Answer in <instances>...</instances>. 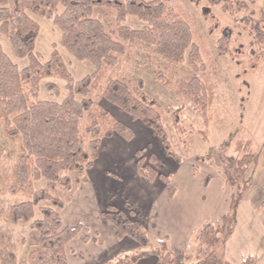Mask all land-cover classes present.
I'll list each match as a JSON object with an SVG mask.
<instances>
[{"label":"trees","instance_id":"trees-1","mask_svg":"<svg viewBox=\"0 0 264 264\" xmlns=\"http://www.w3.org/2000/svg\"><path fill=\"white\" fill-rule=\"evenodd\" d=\"M165 1L169 0H0V34L8 39L15 58L28 60V66L19 69L0 45V125L6 138L18 143L6 191L23 198L7 211L0 210V216L12 225L29 223L31 230L25 259L19 260L16 253L0 245V264H67V247L86 228L82 223L73 227L63 225L60 211L70 199L56 196L55 191L60 188L74 194L81 184L88 183L86 172L94 166L103 139L117 135L130 142L134 138L132 129L95 106V94L152 131L166 156L180 163V158L172 152L158 101L145 93L136 95L130 80L107 76L128 56L131 47L141 44L154 56L171 64L187 62L194 76L177 85V94L195 106L196 114L208 126L214 95L210 85L198 76L205 72L202 55L194 43L190 24ZM187 1L195 7L203 2ZM204 1L201 12L209 21L208 33L213 36L217 54L228 56L243 70V75L259 71L264 75V11L254 8L259 0ZM214 7L230 15L235 24L242 25L251 38L246 62L242 59L243 46L234 45L233 29L217 21ZM98 9L115 14L112 29L96 17ZM32 15L51 21L61 33L59 45L75 60L89 62L95 71L75 81L55 45L49 61L42 64L35 51L39 26ZM128 17L144 25L140 29L130 28L126 25ZM52 79L65 83L67 96L61 102L40 101L41 82ZM157 79L166 87L162 73H157ZM45 89L59 98L60 89L55 83H46ZM171 120L183 142L185 130L176 113ZM198 134L208 142L206 131ZM251 146L250 140L240 137L234 143V155H227L221 147H209L204 156L198 158L221 169L233 195L229 213L215 223L204 224L197 232L198 255L192 257L190 264H231L216 255L215 247L225 244L237 225V209L243 197L238 184L255 162ZM137 156L139 176L148 182L158 179L170 185L171 176L160 175L152 167L155 157L150 156L145 164L143 151H138ZM40 182L44 187L35 189V184ZM168 193L172 197V187L168 188ZM263 207L264 201L259 208ZM126 209L127 212L108 205L98 221L111 224L117 239L128 237L139 246L148 247L147 231L136 220L139 216L130 206ZM89 240L83 238L84 243ZM152 253L157 257V264H182L180 261L184 259L180 251H169L164 244ZM146 254L118 259L115 264H131Z\"/></svg>","mask_w":264,"mask_h":264},{"label":"rangeland","instance_id":"rangeland-1","mask_svg":"<svg viewBox=\"0 0 264 264\" xmlns=\"http://www.w3.org/2000/svg\"><path fill=\"white\" fill-rule=\"evenodd\" d=\"M165 4L181 14L190 24L194 43L198 46L202 55L205 72L204 74L199 73L198 76L210 85L214 95L213 104L208 112L210 120L208 126H205L202 119L196 114L195 106L181 99L177 94V85L194 76L187 62L185 61L178 65L168 63L154 56L141 44H137L128 50V56L122 58L119 66L110 70L107 76L109 78L130 80L133 83V91L136 95L145 93L158 101L161 106L163 124L170 140L172 152L180 158V163L166 156L161 143L153 135L152 131L144 128L140 122L132 121L129 116L102 100L98 94H95L93 97L95 106L108 112L112 119L132 129L134 138L131 143L124 145L126 148L118 143L119 141L122 142V139L117 135H114L112 139L110 138L111 140L103 139L100 150L101 160H98L99 163L96 161L94 166L86 172L85 177L88 179V183L81 184L75 194L66 193L58 188L55 191V195L64 200L70 199V202L73 199V203L76 204L84 201L87 197L91 201L92 206L90 208H98L100 198L92 196V194L100 195L98 189H96L97 184L100 183L102 188L108 189L110 184L112 186L114 185L113 182L118 180L116 176L124 177L123 183L126 181L124 171L118 169L119 164L113 161L110 162L107 159L109 152L114 149H120L122 155L127 159V164L123 161L126 165L124 167H128L131 164L128 163L130 158L132 164L135 158L138 160L137 152L143 151L145 164L148 163L150 156L156 158V162L152 164V167L158 174L167 176L174 172L176 174L175 181H177L178 177L184 175L182 172L184 170L185 174L188 172L197 183L201 182V186H203L202 183L205 176L202 172L207 171V168H212L214 172L218 170L221 174L222 171L214 164H209L207 161L201 162L198 158L204 156L209 147H221L226 150L227 155H234L232 152L234 143L238 138L243 137L252 143L250 151L255 156V162L248 168L247 173L238 184L239 189L243 192V197H246L239 212L240 226L238 236L232 242L229 251L225 252L224 244H218L215 247V253L219 258L226 256L233 264H247V258L251 261L258 259L260 264H264V226H261V230H255V223L251 222V214H255L256 208L262 202L264 194V185H261L264 169L261 166V159L264 156V75L261 71L256 74L248 72L243 75V70L235 65L228 56L217 54L212 40L213 36L208 33L209 21L204 19L201 12V7L205 5L204 0L199 7H195L187 0H169L165 1ZM254 8L256 11H264V0H259ZM213 13L222 26H228L233 29L235 36L234 45L243 46L242 59L246 62L249 58L248 49L251 38L243 30V26L235 24L232 17L223 13L219 7H214ZM31 17L39 26V36L35 43V51L40 55L42 64L49 61L53 52V45H55L57 47L56 50L68 66L75 81H80L95 71L89 62L75 60L59 45L61 33L51 21L33 15ZM96 17L109 30L113 28L115 14L112 11L98 9ZM240 17L242 16L240 15ZM126 25L133 29H140L144 24L136 18L128 17ZM0 45L5 54L19 69L28 66L27 59L18 60L15 58L8 39L1 34ZM157 73L164 75L166 87H163L162 83L157 79ZM48 82L55 83L59 87V98L52 96L51 93L46 91L45 85ZM66 96L67 91L63 81L52 79L41 82L40 101L61 102ZM174 113L179 117V123L185 130L183 142L172 125L171 116ZM84 123L85 121H83V125ZM200 131H206L208 142L202 140L198 134ZM17 153L18 143L8 140L0 125V177L2 178L0 182V210L7 211L11 206L23 200L22 197L12 196L6 191V185L9 183L12 165ZM128 175H130L129 171ZM71 176L73 175L71 174ZM100 176L107 177V181L102 180L103 182H100ZM180 180L183 179L180 178ZM43 187L44 183L42 182L35 184V189ZM88 192L89 195H87ZM104 195V193L101 194L102 197ZM110 200L108 199V201ZM69 208L70 204L60 211L64 226L67 223L68 215L72 214V210ZM84 210L80 211L81 216L86 215L89 226L93 228L96 221L94 222L87 216L89 210L88 212ZM125 212H127V209H125ZM136 220L139 221V217ZM84 227L86 230L83 229L80 235L73 239L72 248L66 249L68 252L66 255L67 264H78L76 260L78 254L83 250L81 248L84 243L83 238L88 237L90 239V237H94V230L91 229L89 231L87 226L84 225ZM243 229H246V231L241 233ZM30 235L29 223L12 225L4 216H0V245L16 253L19 260L25 259L28 254L29 249L26 241ZM244 245H246V252L248 253H245V251H242V254L238 253L236 249H241V246ZM233 247L236 249H232ZM182 254L184 255V259L180 261L182 264H190L192 257L198 255L196 252L193 254ZM188 257H191L190 260L187 259Z\"/></svg>","mask_w":264,"mask_h":264},{"label":"crops","instance_id":"crops-1","mask_svg":"<svg viewBox=\"0 0 264 264\" xmlns=\"http://www.w3.org/2000/svg\"><path fill=\"white\" fill-rule=\"evenodd\" d=\"M143 127L146 128L145 126ZM131 142L122 139V142L119 141L118 143L126 148L124 145ZM100 150L96 160L98 163L101 160ZM107 156L108 161L119 164L118 169L124 171L126 181L123 183L124 177L120 178L116 176L118 180L113 182L114 185L111 186L110 184V188L108 189L102 188L100 183L97 184L96 189H98L100 195L92 194V196L100 198L98 208H90L92 206L91 201L87 197L78 204L73 203V199L68 203L70 204L72 214L68 215L65 226L73 227L78 223H82L89 228V231L91 229L94 230V237H90L88 243H83L85 247L83 245L82 247L80 246L83 249V253L78 254L76 260L78 264H115L118 259L133 257L144 252L147 253L146 256L135 260L131 264H157V257L152 251L156 247H159L160 244L166 245L167 249L172 252L180 251L185 254H193L197 250L195 247V236L202 226L206 223H215L229 213L233 191L227 185L223 174L218 170L214 172L212 168H207V171L202 172L205 176L202 183L203 186H201V182L197 183L188 172L185 174L184 170H182L184 175H181L175 181L176 174L173 172L170 175V185L167 186L158 179L148 182L139 176L136 171V158L133 164L130 158L128 163L131 164L128 167H124L126 165L123 161L127 164V159L122 155L120 149L111 150ZM261 166L264 167V156L261 159ZM128 171L130 175H128ZM106 178L100 176V182L107 181ZM180 178L183 180H180ZM261 185H264V169ZM169 187H172L174 190L172 197L168 193ZM102 193L105 194L103 197L101 196ZM87 195H89V192ZM109 196L113 197L110 201H108ZM245 198L242 197L238 205L237 225L233 235L224 244L225 252L229 251L232 242L238 236L240 226L238 217ZM261 203L256 208L255 214H251V222L255 223V230H261V226H264V207L259 208ZM108 205L121 211H125L127 206L131 207L133 212L139 216L140 223L147 231L148 247L143 248L128 237L120 240L117 239L116 231L111 224H102L98 221V216L105 211ZM83 209L87 212L89 210L87 216L94 222L96 221L93 228L89 226L86 215L81 216L80 211ZM245 231L246 229H243L241 233ZM73 242L74 240L69 244L67 250L72 248ZM232 249L236 248L233 247ZM67 250L66 255L68 253ZM236 250L240 254H242V251L248 253L246 252V245ZM222 259L230 262L226 256ZM246 261L247 264H260V260L258 259L251 261L247 258Z\"/></svg>","mask_w":264,"mask_h":264}]
</instances>
